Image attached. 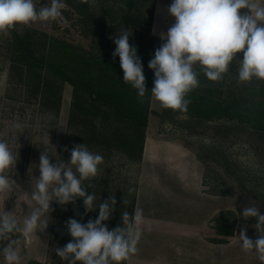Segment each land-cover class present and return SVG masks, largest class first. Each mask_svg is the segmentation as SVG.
Here are the masks:
<instances>
[{
  "label": "rangeland",
  "instance_id": "obj_1",
  "mask_svg": "<svg viewBox=\"0 0 264 264\" xmlns=\"http://www.w3.org/2000/svg\"><path fill=\"white\" fill-rule=\"evenodd\" d=\"M50 2L35 0L37 8ZM65 4L62 18L33 25L89 48L91 38L83 34L80 17ZM6 37L0 35V44ZM236 58L242 60L243 53H237ZM71 100L72 87L65 84L58 116L48 112L25 91L10 86L7 60L0 55V140L9 145L17 159L16 165L6 172L12 190L0 195V212L13 211L17 204L14 218L21 227L23 220L38 207L31 197L40 175L41 152H47L53 164L67 163L71 150L77 145L68 126ZM151 108L163 109L153 96ZM171 118L149 116L142 161L127 171L128 181L137 183L136 199L141 190V200L154 203L152 207L141 204L140 209L186 224L187 232L196 237L187 241L193 259L189 264H196V255L200 257L197 264H203L201 258L206 261L207 251L209 264H261L255 254L242 250L238 233L246 227L249 238L257 237L253 227L257 221L255 218L245 220L240 215L243 207L254 206L264 214V137L253 136L246 129L231 127L229 123H198L186 115ZM183 122H188L190 129L183 126ZM216 147L221 150L218 163L209 159L211 149ZM130 189L133 191V187ZM97 193V205L112 195L117 201L115 211L105 222L110 230L114 229L121 223L118 210L123 198L119 196V188L101 187ZM50 208L49 214L41 216L42 221L48 222L43 232L23 235L22 239L12 238L18 241L20 264H27L28 258L48 264H67L56 255L57 247L72 240L66 222L74 218L87 223L99 214L96 209L84 215L81 199L66 205L52 201ZM152 241L173 242L169 239ZM6 244L7 241H0V248ZM190 254L183 252V256ZM0 264H5L2 254Z\"/></svg>",
  "mask_w": 264,
  "mask_h": 264
},
{
  "label": "clouds",
  "instance_id": "obj_2",
  "mask_svg": "<svg viewBox=\"0 0 264 264\" xmlns=\"http://www.w3.org/2000/svg\"><path fill=\"white\" fill-rule=\"evenodd\" d=\"M88 3V0H79ZM66 8L64 0H51L50 4L37 8L35 0H0V35H8L18 25L47 23L62 18ZM241 9L247 12L241 13ZM175 23L166 33H160L162 41L148 63L154 72L152 96L165 109L186 112L190 101L187 94L199 86V65L210 81H220L233 61L239 62L238 82H251L253 78L264 80V0H173L168 7ZM127 31L116 35L113 58L119 57L123 70V82L136 90L137 99L143 102L146 93V78L143 65L137 55V47L130 45ZM243 59H237V53ZM17 162L9 145L0 140V195L12 190V182L6 172ZM103 163L100 154L90 151L84 144L74 146L67 163L50 162L47 152L39 157V172L32 200L38 207L23 220L22 227L13 211L0 212V241H7L0 248L5 264H20L18 241L11 239L13 233L29 236L43 232L48 222L41 220L49 214L51 202L60 205L83 201L84 215L99 209L96 219L87 223L70 218L66 222L72 240L56 248V255L67 264H124L138 252L137 245L143 222L142 209L133 214L121 213V224L109 229L107 224L117 203L114 195L98 205L94 193L84 181L97 176ZM52 188V192L49 189ZM132 189H129V193ZM53 197L55 199H53ZM127 201L123 199V204ZM245 220L255 218V239L247 236V228L239 230L238 237L246 254H255L264 264V214L254 206H245L240 213ZM49 216V215H48Z\"/></svg>",
  "mask_w": 264,
  "mask_h": 264
},
{
  "label": "trees",
  "instance_id": "obj_3",
  "mask_svg": "<svg viewBox=\"0 0 264 264\" xmlns=\"http://www.w3.org/2000/svg\"><path fill=\"white\" fill-rule=\"evenodd\" d=\"M156 1L65 0L80 17L83 34L91 38L89 48L55 37L33 24L18 25L0 44L10 86L25 91L55 116L61 109L64 85H71L69 129L77 145L84 144L103 157L97 176L84 184L90 185L87 191L95 195L101 187H118L119 196L127 201H121L120 215L134 212L137 183L128 181L127 171L142 161L151 114L164 120L186 115L198 123H229L264 137V80L238 82V61L229 65L220 81L208 80L197 65L199 86L187 94L190 103L186 112L151 108L154 72L148 63L162 42L151 32ZM124 31L142 61L149 91L143 102L138 101L136 90L123 82L119 57L112 56L116 47L113 38ZM187 123L181 124L190 129ZM220 151L218 147L211 149L209 159L218 163ZM12 238L22 239L23 234L13 233ZM27 264L48 263L28 258Z\"/></svg>",
  "mask_w": 264,
  "mask_h": 264
},
{
  "label": "crops",
  "instance_id": "obj_4",
  "mask_svg": "<svg viewBox=\"0 0 264 264\" xmlns=\"http://www.w3.org/2000/svg\"><path fill=\"white\" fill-rule=\"evenodd\" d=\"M173 0H157L154 10L151 32L153 35L160 38V33H166L167 30L175 23V18L168 12L169 5ZM241 13H244L241 11ZM162 43V42H161ZM161 45V44H160ZM160 47V46H159ZM141 190L138 192V197L135 202L134 211L140 209L141 204L152 207V200H141ZM143 211V222L139 225L141 233L139 243L137 245L138 252L132 255L125 264H189L193 261L191 248L187 241L194 240L187 232L185 223L178 220H170L165 216H157L153 212ZM134 213V212H133ZM168 219V220H167ZM185 226V228H183ZM171 240L173 242H150L151 240ZM185 241V242H184ZM183 242L185 245L183 246ZM168 246V247H167ZM184 253H189L190 256H183ZM196 264L199 261V256H195ZM203 264H209L208 251L205 258H201Z\"/></svg>",
  "mask_w": 264,
  "mask_h": 264
}]
</instances>
